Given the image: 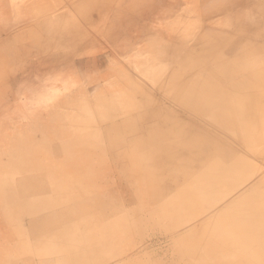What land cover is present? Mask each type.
Segmentation results:
<instances>
[{"label": "bare ground", "instance_id": "obj_1", "mask_svg": "<svg viewBox=\"0 0 264 264\" xmlns=\"http://www.w3.org/2000/svg\"><path fill=\"white\" fill-rule=\"evenodd\" d=\"M251 1L0 0V42L7 39L14 43L3 47L2 43L0 46L1 50H7L3 51L4 54L0 51V63H4V56L5 60H8V55L15 63L12 67L14 73L9 72L12 73L11 80H15L12 82L16 95L11 102L8 101V105L14 103L18 112L25 109L29 114L25 120H19L16 118L17 112L8 113L10 121H0V126L7 127L16 118L12 127L0 132V259L10 256L9 259L12 258L9 264H33L35 258H46V261H42L43 264H51L48 258L57 253L60 256L57 264H77L73 250H79L83 246L80 235L89 233L90 242L93 244L98 230H105L108 219L115 218L111 213H102L103 207L112 202L109 203L110 194L101 193V186L110 188L115 186L116 182L124 183L132 179L133 175H140L141 169L134 164H143V161L141 163L139 157L125 146L126 138L132 135L130 130L136 128L132 124L129 125L128 121L135 117L130 118L125 114L122 115L123 118L119 115L120 117L112 119L108 114L112 109L120 106L124 108L130 104V114L144 111L140 123L146 127L157 122V116L150 115L149 112L163 110L170 116L163 118L162 128L167 122L174 121L178 125L176 137L186 138L180 134V128L183 129L186 124L184 125L175 113L178 110L168 106L167 109L163 105L159 107V100L153 99L139 82L144 81L147 84L146 80L152 87L160 89L164 84L161 85L156 79L172 70L171 78L174 80L170 78V82L166 84L168 90H173L170 96L180 105L196 110L200 101L195 92L203 91L205 97L201 102L202 107L195 112H199L202 118L205 117L208 121L210 117L212 121L209 105H234V101H230L229 97L232 91L229 90L226 96L223 88L238 74L246 73V81H249L246 87L251 90V94L244 95L243 99L236 101L235 106L245 104L252 107L255 104L258 111L264 109V76L262 79L260 76L256 78L257 75L264 74V14L262 19L253 16L255 11L244 20L240 18V11ZM256 1H259V4L255 10L264 12V0ZM135 8L138 10V19L129 21L131 28H120L121 31L118 32L116 27H110V34L112 31L118 38L116 37L115 41L104 39L101 27L107 22L110 12L114 9L135 11ZM153 37L158 38L159 44L145 42L144 47L137 46L147 39L154 41L156 38ZM87 39L91 42L94 39H98V42L101 39L106 40V43L115 45L120 51L140 53L144 60L140 63L133 60L131 67L116 66L112 70L114 72L106 71L105 73H116V77L105 86L104 91H96L93 99H85L82 90L68 94L67 76L71 72H92V62L78 60L87 48L82 47L81 42ZM231 41H235L234 45L228 46ZM242 41H246L248 47L240 46ZM170 43H174V46L167 45ZM71 48L73 52L67 50ZM253 48L257 53L252 51L249 57H244ZM228 53L239 56L235 57L232 65L226 63ZM72 55L74 57L71 60ZM166 57L170 62L164 61ZM173 59L177 61L175 66L171 65ZM248 59L251 62L245 64ZM202 63L207 66H202ZM132 68H135L136 72L131 71ZM4 71L3 73L7 74L5 68ZM61 72L64 75L56 78L55 75ZM134 73L143 76H123L133 77ZM250 75L256 76L253 78ZM104 76L100 75L101 81H104ZM198 78L201 84L198 83ZM237 80L233 81L236 83ZM243 80L242 83L237 82L242 85ZM219 90L222 100L214 105L211 91ZM235 106L233 108H236ZM0 110V115L4 114L2 109ZM233 117L235 118V115ZM165 128L168 130L169 127ZM257 128L258 133L264 135V119L259 121ZM7 136L12 139L17 137V142L3 144V139ZM191 141L193 136H187L185 146L177 150L178 154L208 160V156H203L198 147L194 148L189 144ZM167 144L168 142H165L164 148L169 147ZM141 149L143 150L142 147ZM214 149L217 152L216 146ZM216 152L215 158L220 157ZM167 156L168 162H164L157 155H143L145 162H148L141 165L146 173L152 169L156 170L153 183L148 182L151 179L146 178L145 174V179L151 186L150 194L141 199L140 192H134L135 198H132L140 206H132V198L126 199L123 206L126 211H134L140 215L142 210L146 209L147 216L156 217L158 221L166 220L168 216L169 223H172L170 233L174 230L177 234L176 226L179 224L173 223L181 219L187 220L178 210L183 208L182 203H187L189 208L193 203L181 196L186 192L185 188L177 187L173 193L167 188L169 183L178 185L176 175L171 172L173 165L178 163L171 155ZM215 158L210 160L207 170L217 162ZM242 158L245 163L248 162L247 165L251 164L258 170L249 173L244 170L246 165L241 168L243 172L233 168V163L239 165ZM233 163H229L230 176H236L235 183L238 182L239 188L244 190L247 187L242 193V201H248V209L237 208L230 211L226 215L227 218H222L220 229L208 226V223L203 226L199 220L201 217L191 222L187 220L190 226L196 222L193 223L196 225L194 228L201 235L197 236L193 244L198 249L209 251L210 254L205 258L186 257L183 262L185 264H226L228 256H240L238 251L227 253L225 258L223 254H219L220 249L235 240V233L240 234L241 243L252 251L250 254L254 258L251 264H264V167L255 168L254 162L240 155L235 157ZM157 165H162L163 170H158ZM132 167L135 168L132 170ZM182 168L183 166L178 164L175 169ZM183 179L189 181L191 176L187 175ZM159 183L163 185L159 186ZM134 187L138 188L136 185ZM178 195L184 197L183 202L178 201ZM168 199H172V203H168ZM84 205L91 206V211H85ZM73 206L78 207V210L71 212L69 208ZM120 206L121 202L116 204L114 209H119ZM146 207L150 209L147 210ZM119 211L125 216L122 209ZM198 214V211L193 212L195 217ZM142 217L143 215L135 222H141ZM12 218H15L16 223ZM126 221L134 232V221ZM126 221L124 222L128 226ZM158 223L159 226L148 231L160 232L168 228L167 225ZM6 236L17 239L14 248L18 258L11 256V242L6 239L2 241ZM27 238L32 240L31 246ZM187 244L192 247V243L187 241ZM118 256L120 259L123 257L119 251L114 252L113 257L116 259ZM104 257L100 254L96 263H92L96 261L94 259H87L81 264L111 263L110 259ZM215 258L217 260L213 262ZM135 259L131 264H137ZM245 264L250 263L246 261Z\"/></svg>", "mask_w": 264, "mask_h": 264}, {"label": "rangeland", "instance_id": "obj_2", "mask_svg": "<svg viewBox=\"0 0 264 264\" xmlns=\"http://www.w3.org/2000/svg\"><path fill=\"white\" fill-rule=\"evenodd\" d=\"M259 4V1L252 0L251 2L247 3L240 11V18L244 20L246 17L251 15V12H254L253 16H257L258 18L262 19V16L264 12L256 11V6ZM138 10L135 8V11L126 9L125 11H121L119 9H114L112 12H110V15L108 17L107 22L101 27V30H103L104 39L107 38V40L115 41L118 36L113 35V32L111 31V34L109 30L118 29V32L121 31L120 28H131L130 22L133 20L138 19ZM259 16H258V14ZM146 18V17H145ZM130 21V22H129ZM111 27V28H110ZM84 30L88 28H82ZM69 30V29H68ZM132 31V29H131ZM98 36V35H97ZM117 37V38H116ZM116 38V39H115ZM115 39V40H114ZM91 42L87 39V41L80 42L83 43V46L81 43L78 45L81 47L87 46L86 50L84 51V54H82V57L78 59L80 62H92V72L91 73H77L76 71L71 72L68 77V83L66 84V93L68 94H74L77 91L82 90V94L85 97V99H93L94 94L99 91H104L105 86L107 87L109 83L113 82L114 77H116V73H110L114 72L112 71L114 67L121 66V65H127L130 66V63L134 60L137 63H140L144 60L143 55L136 52H124L116 49L115 45L106 43V40L101 39L98 42V39H94ZM151 41V40H150ZM143 41L140 46L144 45ZM3 43V44H2ZM86 43V44H85ZM235 41H231L228 46H233ZM2 44L3 46L14 44L11 41H1L0 46ZM16 44V43H15ZM247 44L246 41H242V44L240 46H245ZM170 47L174 46V43L167 44ZM2 54H4L3 51L7 50H1ZM140 47V48H141ZM248 47V45H246ZM73 48V47H72ZM71 50L73 52V50ZM253 50H249L244 57H249L250 53ZM257 53V51H255ZM110 54V55H109ZM12 56V54L10 55ZM74 55L70 58L73 59ZM86 57V58H85ZM135 57V58H134ZM235 57H239L237 55H234L232 53L227 54L226 63H229V65H232ZM242 57V56H241ZM82 58V59H81ZM243 58V57H242ZM246 61V63L251 62ZM4 63H0V76H1V83L0 85V109L4 112V114L0 115V121L1 120H8V113L15 114L17 112V119L25 120V118L29 115L27 111L21 110L18 112V107L14 106V103L11 105H8V101L11 102V99H14L15 97V85L13 82L15 80L12 79V73L13 72V65H15L13 59L10 60V57L8 55V60H5V56L3 57ZM166 63L170 62V60L167 59L164 60ZM177 63L176 60H171V65L175 66ZM210 65V64H209ZM199 66V65H198ZM202 66H207L205 63H202ZM16 67V66H15ZM131 67V66H130ZM253 67V66H252ZM250 67V68H252ZM4 68L7 72V74H4ZM12 69V70H11ZM136 72L135 68H132L131 71ZM106 71H110L109 73H105ZM5 72V71H4ZM104 76V81H101L100 75ZM64 75V73H58L55 75L56 78H60ZM123 75V74H122ZM172 70L166 72L163 74V76L157 78V82L164 84V86L160 89L157 87H152L148 81L144 80L147 84L144 83V81L139 82L141 86H144L145 91L153 97V99L159 100V107L165 106L167 108H176L175 111L176 114L180 117V120L185 125V127L182 129L180 128V134L183 136H193V141H191L189 144L192 145L194 148L198 147L201 154L204 156L205 154L208 156V160L205 158H189L185 155H179L178 151L181 147L185 146L186 138H178L175 135V131L177 130V123L174 121L167 122L165 127H169L168 130L164 127L162 128L163 124V118L170 116L168 112H164L163 110H158V112H149L150 115L157 116V122L153 126L146 127L142 125L141 115L144 113V111H140L133 114H130L131 112V106L128 104V106H124V108H127L126 110L120 106L117 109H112L108 114L112 116V119H116V117L123 118L122 115H127L130 118L135 117L132 119V121H128L129 125H133V127L130 130L132 133L131 136H128L125 141V146L129 148L130 152H133L136 157H139L140 162L143 164H147L148 162H145L146 160L143 159V155L146 154H153L160 157L161 161L164 160V162H168V156L171 155V157H174L176 163L183 166L181 170H176L175 168L178 166V164L173 165L174 168L171 169L172 174L176 175L177 177V183L178 185H174V183L168 184V189L173 193L174 189L177 187L185 188L184 191H186L181 196H184L185 199H188L191 201L190 203H193V206L189 208L187 206V203H182V209L178 210L181 211V213L187 217V220H190V222L197 218L201 217L199 220L202 221V225L205 223H208L217 229H220L222 226V218L225 217L230 211H234L237 208H244L248 209L247 202L245 200L242 201V193L245 192L244 190L239 188L238 182L235 183V177H231L230 173V166L229 163H233L235 157H245L247 160L254 162L253 165L264 167V135H260L258 133V123L260 120L264 119V109L262 111H258L257 105L254 104V106L250 105H236V101H240L243 99L246 94H251V90L248 87L249 81H246V78H248V74H238L235 76L234 79H238L237 81H233L234 79H231L228 81L224 88L225 89V95L227 96L229 93V90L232 92L230 93V101H234V105L232 104H222V107L215 106L210 107V116L208 117L209 121L207 119L202 118L199 112H195L196 110L199 111V108L201 109L202 100L205 97V93L203 91H196L195 96L200 101V103L197 105L196 110L188 109V107L184 105H180L178 102H176L173 97L170 96V94L173 93V90H168V87H166V84L170 82V78L173 77ZM242 75V76H241ZM9 76V77H8ZM11 76V77H10ZM128 78H134L143 76V75H136L135 73L132 74L133 77L123 75ZM256 75H250V77L255 78ZM261 77L263 78L264 74L257 75L256 78ZM173 79V78H171ZM241 79V80H239ZM174 80V79H173ZM13 81V82H12ZM244 81H246L244 83ZM198 83L201 84L199 78ZM232 83V84H231ZM237 84V86H236ZM241 85V86H240ZM239 87V88H238ZM235 88V89H234ZM239 89V90H238ZM234 90V91H233ZM236 90V91H235ZM260 91V90H259ZM171 92V93H170ZM263 92V91H262ZM261 92V93H262ZM213 95L211 96V99H213L214 105H217L219 102H221L222 97L220 96V90L213 92ZM254 93V91H253ZM72 96V95H70ZM69 98V96H68ZM18 99V98H16ZM88 101V100H87ZM206 106L204 109H206ZM235 106L236 108H233ZM168 109V108H167ZM175 110V109H171ZM1 111V110H0ZM234 111V112H233ZM155 113V114H153ZM244 113H247L245 116ZM120 115V116H119ZM235 115V118L233 117ZM149 116V115H147ZM237 116L239 118H237ZM256 116V117H255ZM233 117V119L231 118ZM13 120L12 122L16 121ZM150 119V118H149ZM10 123L9 126H0V132L5 131L8 127H12L13 123ZM151 123H154V121H150ZM135 125V126H134ZM5 129V130H4ZM167 134L170 136H167ZM177 135H179L177 133ZM168 140V141H165ZM168 142L167 145L169 147H165V145ZM15 143L17 142V137L14 139L10 137H6V139H3V144L6 143ZM2 142L0 143L1 146ZM215 146L217 149V152L215 151ZM2 147V146H1ZM1 147H0V153H1ZM143 148V150L141 149ZM244 147L246 149H244ZM140 150H142L140 152ZM215 152L221 155L220 157L215 158ZM178 157V158H175ZM215 158L214 160H217L214 164H212V168L209 170L206 169V167H209V162L212 161V158ZM181 159V160H180ZM211 160V161H210ZM243 160V161H242ZM245 159H241L239 165H236L233 163V168H238L239 171H242L241 168H244L245 171L254 172L253 166L250 164L247 165V163L244 162ZM174 162V161H173ZM143 164L136 163L134 166H138V169H141V173L133 175V178L130 179L127 182L121 183L116 182L115 186H110V188H103L104 186H101V193H108L109 196V203L112 202V204H105L107 207H103L102 213H111L112 216L115 218L108 219V224L106 226L105 230L99 229L98 233L96 234V237L94 236L93 244L91 241V236L89 233H82L81 236V243L83 246L79 250H73V252L76 254L74 255V260H77V264L84 263L87 259H94L96 260L99 255L106 256L104 258L110 259L111 263L109 264H131L133 260L135 259V262L137 264H185L184 259L186 257L189 258H200V257H208L210 252L207 250H203L202 248H197L193 242L195 239L200 237L201 235L196 231V225L193 223V226H190V223L187 222L186 218L184 217L183 221L182 219L179 220L177 223H173L174 225H177L176 233H174V230L170 233V230L172 228V223H169L168 216L166 217V220H160L156 217H152L151 215L147 216L146 209L142 210L143 217L140 219L141 222H135L136 219H138L141 215L140 213L136 214L134 211L131 213L129 210L126 211V209L123 206V203L126 202V199L129 198H135L134 192H140V198H147L149 192L151 191V186L148 184V182H152L154 180V176L156 173L155 169L149 170L146 173V170L144 169ZM159 164V163H156ZM235 164V166H234ZM261 164V165H260ZM132 167V170L135 168ZM158 170L162 171L163 167L162 165H157ZM175 169V170H174ZM152 171V172H150ZM243 172V171H242ZM150 178L151 181H148L145 179ZM4 175V174H3ZM189 175L191 176V179L187 181L186 179H183L185 176ZM18 176V174H17ZM175 177V176H174ZM141 178H144L145 180H142ZM148 181V182H147ZM148 185H147V184ZM153 183V182H152ZM137 186L138 188L134 187ZM162 186V183H159V186ZM166 185V184H164ZM248 186L250 184H247ZM158 187V186H157ZM249 194V193H248ZM180 197V195H178ZM184 197H180L178 201L181 203L183 202L182 199ZM132 198V200H133ZM149 198H151L149 196ZM172 199H168V203H172ZM86 202V201H85ZM121 206L119 209H114L116 204H120ZM83 203V202H80ZM132 206L139 205L136 203V200L132 201ZM69 202L66 204L68 205ZM76 206V205H75ZM73 206L70 211L75 212L78 210V207L76 208ZM85 211H91V206H83ZM147 210L150 209V207ZM123 210L125 213V216L123 213H121L119 210ZM194 211H198V215L195 217L193 215ZM149 212V211H148ZM87 213V212H86ZM227 218V216H226ZM14 222L16 223L15 218H12ZM126 219H130L131 221H134V224L136 225L135 231L130 230L129 223L126 221ZM197 220V219H196ZM126 221L128 223V226L124 222ZM183 221V222H182ZM158 222L161 223V225H167L168 228L163 229L160 232H149L148 230H151V228H154L155 226H159ZM158 223V224H157ZM166 223V224H165ZM200 224H198L199 227ZM146 226H150L149 228ZM164 226V227H165ZM171 226V227H170ZM204 226V225H203ZM3 227V226H2ZM146 227V231L143 229ZM195 227V228H194ZM203 228V227H202ZM103 232H102V231ZM29 234V232H28ZM222 234V233H221ZM6 235V232H5ZM235 240L232 241V243L228 246H226L223 249H220L219 254H223L224 258L227 253H234L236 251L240 252L241 255L236 256H228L226 264H245L247 261L251 264L254 258L252 251H249L247 247L241 243L240 240V234H234ZM198 236V237H197ZM7 237V236H6ZM2 239L7 240V242H11V248L13 249V252L11 256H15L18 258V255H16V248L15 244L17 239L14 237H7ZM30 237V236H29ZM28 237V238H29ZM27 238V239H28ZM30 246L32 245V240L28 239ZM187 241L189 243H192V247L187 244ZM174 247V248H173ZM119 251V254L123 255V257L120 259L118 256L116 259L114 256V252ZM199 251L201 253H199ZM247 254H246V253ZM10 256H7L5 258H1L2 264H9ZM59 255L52 254L51 257H49V262L51 264H57L59 260ZM244 258V259H243ZM4 259V260H3ZM120 259V260H119ZM217 259H213L212 261H216ZM42 261H46V258L40 259L35 258V261L33 264H43ZM95 262L92 263H96ZM75 264V263H72Z\"/></svg>", "mask_w": 264, "mask_h": 264}, {"label": "crops", "instance_id": "obj_3", "mask_svg": "<svg viewBox=\"0 0 264 264\" xmlns=\"http://www.w3.org/2000/svg\"><path fill=\"white\" fill-rule=\"evenodd\" d=\"M153 38H156V37H153ZM144 41H145V42L155 43V44L158 42V44H159V40H158V38H156L154 41H150L149 39L144 40ZM145 42H144V45H145ZM140 44H141V43H140ZM140 44H138L137 46L141 47ZM144 45H142V47H144Z\"/></svg>", "mask_w": 264, "mask_h": 264}]
</instances>
